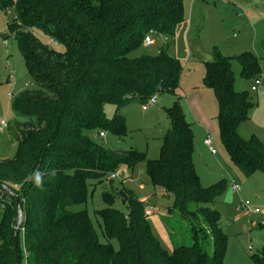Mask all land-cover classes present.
<instances>
[{"label":"trees","instance_id":"16d2710c","mask_svg":"<svg viewBox=\"0 0 264 264\" xmlns=\"http://www.w3.org/2000/svg\"><path fill=\"white\" fill-rule=\"evenodd\" d=\"M0 10L12 15L3 38L14 39L35 84L11 101L13 111L27 119L8 129L14 153L0 159V184L10 189H0V264H14L12 194L23 211L19 264H224L227 236L212 207L224 182L202 186L196 173L191 123L177 94L182 63L167 46L130 56L150 30L174 35L184 15L182 0H0ZM36 30L60 43L63 52L43 44ZM233 61L242 77L259 71L250 52L227 57L214 50L202 83L213 92L218 134L232 162L245 177L264 174V143L238 134L253 104L234 89ZM160 92L175 99L164 109L168 127L158 157L146 159L145 169L149 183L171 198L166 217L170 253L154 238L144 203L130 189H114L109 178L144 160V153L105 148L85 134H123L119 110ZM106 103L115 107L110 120ZM102 179L110 190L100 193L105 206L94 214L104 242L87 211L70 208L85 202L91 180ZM117 199L125 211L113 206ZM250 257L264 264V244Z\"/></svg>","mask_w":264,"mask_h":264},{"label":"rangeland","instance_id":"374dc122","mask_svg":"<svg viewBox=\"0 0 264 264\" xmlns=\"http://www.w3.org/2000/svg\"><path fill=\"white\" fill-rule=\"evenodd\" d=\"M182 4L184 15L177 23L174 35L154 34L152 44H142L130 56L155 54L158 48L167 46L168 54L182 63L177 94L184 116L191 123L196 173L202 186L224 182L223 189L212 203V207L219 213V223L227 236L224 264H256L250 256L258 254L264 244V174L255 171L251 176L245 177L230 159L218 134L215 118L217 106L213 92L203 85L202 77L205 63L213 59L214 50L227 57L247 51L257 58L259 71L253 76L242 77L236 61H233L232 68L235 76L234 89L244 91L253 104L247 119L239 124L238 134L242 138L254 135L264 143V0H182ZM11 17L10 13L4 14L0 10V121L5 123L4 126L0 125V159H9L14 153L15 142L8 129L27 119L13 111L12 98L25 88L35 87L26 72L14 39L7 37L5 43L2 42ZM34 33L48 48L63 52L64 48L60 43H53L52 39L38 30ZM8 74L11 77L8 78ZM256 78H260V83H256ZM251 87L255 89L251 90ZM174 99L172 94L160 92L156 103L147 110H142L139 103L121 108L119 114L123 117V134L103 130L105 137H100L97 130L85 131L89 138L102 147L134 149L144 153L145 159L132 168L121 167V177L112 179L111 184L116 190H132L144 203L150 230L167 253L172 251L173 246L166 221L171 198L163 197L161 189L149 183L145 160L158 157L161 138L168 127L164 109L171 106ZM114 109L112 103H106L103 107L109 120ZM207 134L211 137L214 155L203 144ZM230 181L238 185V191L230 190ZM109 190L107 180H91L85 202L70 207L72 210L87 211L102 242L105 238L101 234L98 226L100 221L94 211L105 206L100 193ZM246 200L258 212H247L240 208V203ZM113 206L125 209L119 199ZM14 219L15 216L11 220L13 224ZM113 246L116 247L115 242Z\"/></svg>","mask_w":264,"mask_h":264},{"label":"built area","instance_id":"2783aa9c","mask_svg":"<svg viewBox=\"0 0 264 264\" xmlns=\"http://www.w3.org/2000/svg\"><path fill=\"white\" fill-rule=\"evenodd\" d=\"M155 33L153 31H149L144 39H143V44L144 45H150L153 43V39H152V35H154ZM3 43H5V39L2 40ZM53 43H56V41L53 40ZM11 77L10 74H8V78ZM256 83H260V78H256ZM26 85V84H25ZM255 87H251V90H254ZM157 93H154L152 95H150L145 102L141 103V109L142 110H147L148 108L152 107L155 103H156V99H157ZM9 97H11V94H9ZM0 125L4 126L5 123L4 121H0ZM98 135L100 137H105V133L104 131H100L98 133ZM204 145L207 147V149L209 150L210 153H214L215 150L213 149V147L211 146V137L209 134L206 135V138L203 140ZM122 175V171L121 170H117L114 172H111L109 174V178L114 179V178H120ZM229 188L231 191L235 192L239 190L238 185L234 182V181H230L229 182ZM240 208H242L243 210L247 211V212H258V209L254 206H252L247 200L244 202H241L239 205Z\"/></svg>","mask_w":264,"mask_h":264},{"label":"water","instance_id":"95a60500","mask_svg":"<svg viewBox=\"0 0 264 264\" xmlns=\"http://www.w3.org/2000/svg\"><path fill=\"white\" fill-rule=\"evenodd\" d=\"M0 189L10 191L9 187L5 184H0ZM12 195H13L14 203H15V219H14L13 233H12V250H13L14 264H19V257H18V251H17V243H18L17 235L23 223V211H22L21 203H20L18 196L15 194H12Z\"/></svg>","mask_w":264,"mask_h":264},{"label":"crops","instance_id":"0c3cea01","mask_svg":"<svg viewBox=\"0 0 264 264\" xmlns=\"http://www.w3.org/2000/svg\"><path fill=\"white\" fill-rule=\"evenodd\" d=\"M204 144V143H203ZM209 151V150H208ZM210 153V152H209ZM211 155H214L215 154V152L214 153H210ZM148 213V212H147Z\"/></svg>","mask_w":264,"mask_h":264}]
</instances>
